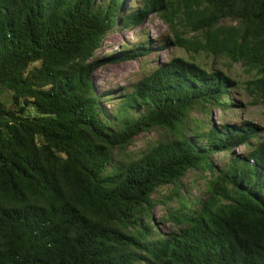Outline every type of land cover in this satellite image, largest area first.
I'll use <instances>...</instances> for the list:
<instances>
[{"label": "trees", "instance_id": "obj_1", "mask_svg": "<svg viewBox=\"0 0 264 264\" xmlns=\"http://www.w3.org/2000/svg\"><path fill=\"white\" fill-rule=\"evenodd\" d=\"M152 14L173 37L95 59ZM171 45L248 67L264 104V0H0V264H264V127L212 122L237 82L177 56L117 97L95 88L100 62ZM189 171L209 175L206 198L182 191ZM170 185L164 232L154 194Z\"/></svg>", "mask_w": 264, "mask_h": 264}, {"label": "rangeland", "instance_id": "obj_2", "mask_svg": "<svg viewBox=\"0 0 264 264\" xmlns=\"http://www.w3.org/2000/svg\"><path fill=\"white\" fill-rule=\"evenodd\" d=\"M134 1V0H132ZM142 36H147L154 41H158L164 37H173V32L168 24L158 15L152 14L143 19L142 23L136 29L117 28L108 33L103 47L96 54L95 59L103 57L117 56L127 48H131L134 42L141 40ZM186 36H194V32L190 31ZM181 56L190 61H195L203 67L215 68L224 71L232 77L237 85L232 89L229 98H233L235 103L233 109L225 113L217 107L212 110V122L220 124L222 122H241L243 120H251L261 127H264V104L257 103L254 94L248 91L246 83L253 78L254 72L249 71L239 62L232 61L221 54L207 53L204 51L194 52L187 51L181 47L169 46L168 48L160 47L151 51L143 57H126L111 61H102L99 63L97 70L93 74L94 85L98 92L111 91L115 97L121 93V89L127 87L132 82L142 78L146 73L151 72L158 64L169 61L172 57ZM113 97L112 99H115ZM114 101H105L104 106L110 107ZM194 117H201L196 111ZM167 132L161 129H154L139 135L135 142L131 145L130 151L137 152L144 150L155 140L164 138ZM245 146H238L227 153L216 155L220 163H224L231 155L243 153ZM205 176V177H204ZM209 175H202L195 171H189L182 180V191L188 197H207V181ZM172 186L159 188L154 194L157 205L153 209L154 222L164 232H170L174 226L171 221H163L165 212L170 206H178L177 197L168 199L163 197L172 191Z\"/></svg>", "mask_w": 264, "mask_h": 264}]
</instances>
